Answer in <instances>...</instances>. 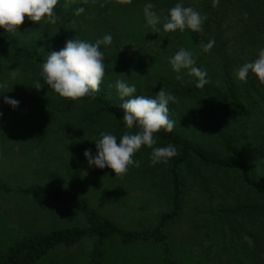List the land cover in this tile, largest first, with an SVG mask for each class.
Masks as SVG:
<instances>
[{
  "label": "rangeland",
  "instance_id": "374dc122",
  "mask_svg": "<svg viewBox=\"0 0 264 264\" xmlns=\"http://www.w3.org/2000/svg\"><path fill=\"white\" fill-rule=\"evenodd\" d=\"M260 1L242 0L230 7L226 4L225 18L218 27L211 25L204 29L202 26L200 32H194L197 41L191 38L189 29L163 30L169 10L182 3L206 17L210 11L219 9L222 0L216 7L213 0H131V4L118 0H87L86 3L59 0L54 10L59 18L55 24L46 23V18L39 24L33 23L25 17L16 33L0 29V84H8L7 88L0 87L3 114L0 116V182L13 189L0 191V250H6L24 235L87 226L74 206H47L39 198L21 193V189L35 185L82 196L122 230L153 229L172 208L169 165L177 155L167 163L153 166L152 149L142 146L133 157L134 161H140V166H130L122 179L115 178V173L107 167H90L83 153L91 149L93 156L96 155L95 141L101 138L100 133L115 135L119 142L127 129L117 119L98 114L100 107L96 104L61 98L45 84L38 60L45 61L49 52L59 51L67 40L77 38L94 43L110 34L111 44L101 45L106 72L96 95L123 110L121 105L130 98L120 99L115 86L117 80L135 84L136 95L147 97H155L163 88L175 97L174 102H169L170 107L185 109L190 117L188 126L203 120L211 123L216 104L220 108L229 107L231 111L222 123L223 135L227 138L237 135L240 138L237 148L251 155L252 147L246 141L252 135L254 138L264 134V106L261 105L263 112L258 117L260 125H256L248 116L246 101L238 108L230 107L220 96L212 102L197 91L185 99L178 98V90L195 88L198 78L181 70L179 75L183 80H177L178 74L169 60L183 48L193 52L194 66L205 70L206 79L217 85V89L225 67L231 81H237L236 69L257 59L259 51L264 49V0ZM147 3L153 4L152 10L160 18L159 33H154L146 23L143 8ZM79 7L85 11L76 15ZM63 34L67 38L65 42ZM213 39L214 46L205 52L204 46ZM16 48L31 51L35 59L17 53ZM13 70L19 73L15 79L10 75ZM37 81L42 86L39 90L33 87ZM5 96L19 101V105L13 108L4 103ZM169 117L177 126L176 117ZM259 127L262 131H258ZM137 131L133 127L132 132ZM154 137L157 140L154 147L168 146ZM185 138L191 140L189 135ZM217 138H211L215 156L237 161L221 149ZM181 182L180 213L163 229L172 261L176 264H264V242L257 247L250 236L260 230L256 214L251 215L252 220L241 216L249 213L242 212L243 208L259 205L258 195L245 186L240 172H224L194 162L181 174ZM94 242V238L85 237L72 247H57L35 264H94ZM101 249L102 256L95 264H162L165 256L162 243L122 244L119 237L108 239Z\"/></svg>",
  "mask_w": 264,
  "mask_h": 264
},
{
  "label": "trees",
  "instance_id": "16d2710c",
  "mask_svg": "<svg viewBox=\"0 0 264 264\" xmlns=\"http://www.w3.org/2000/svg\"><path fill=\"white\" fill-rule=\"evenodd\" d=\"M232 1V2H231ZM242 0H222L218 8L213 12H209L202 26L209 28V26L218 27V24L225 18L224 12L227 5L238 4ZM260 1V0H253ZM256 2V7H258ZM261 2V1H260ZM262 3V2H261ZM223 5V10L220 12V5ZM227 4V5H226ZM259 25V24H258ZM192 39L197 41L196 34L190 33ZM63 41L67 40L65 34L62 36ZM190 38V39H191ZM19 54H25L29 58H34L35 55L24 48H16ZM45 61L38 60L42 67ZM209 81V80H208ZM217 85H213L209 81L202 88H182L179 89L178 98H186L193 96L196 91L208 97L212 102L216 97H221L222 100L228 102L230 107H239L240 103L246 101L248 116L252 119L253 123L260 125L259 115L262 114V106H264V85H259L256 78L251 74L247 82L231 81L228 70L225 67L222 73V79H219L218 89ZM79 101L85 103L96 104L100 107L97 111L98 114H104L120 121L123 126L122 120L124 111L116 107L113 103L103 100L99 95L85 96ZM169 107V116H175L178 120V125L174 127L172 132H166L163 129L154 136L167 145H173L178 151L176 158L170 163L169 173L170 182L172 183L171 194V210L169 213L163 215L157 225L150 230H122L112 220L100 215L95 208L79 195H75L64 189H56L49 186H31L26 189H21L24 195L35 196L40 199L42 203L47 206L53 205H72L86 220V227H72V228H57L47 233L24 235L19 238L14 244L6 250H0V264H35L41 258L46 256L49 252L57 247H72L79 243L85 237L94 238V249L92 251V262L99 263L102 256V245L105 241L112 237H119L122 244H129L133 242H157L165 246V256L162 264H176L170 259L169 249L166 246V235L163 229L179 215L180 207L183 198V190H181V174L187 171L194 162L201 165L222 170L224 172H240L241 180L251 191L258 195L259 205L257 207H250L249 213H243L242 217H250L255 212L257 221L259 222V232L250 234L255 245L260 246L264 242V134L251 137L246 143L252 147V154H246L240 151L237 147L240 138L237 135L229 136L228 138L223 135L225 117L230 113L231 109L214 107V117L211 123L208 121H201L197 124L188 126L190 117L187 115L185 109H175L174 105ZM45 109V107H43ZM210 108V107H209ZM48 116V112H45ZM221 117V118H220ZM221 124V125H220ZM187 126V129L186 127ZM135 127V126H134ZM240 127V126H239ZM260 128V127H259ZM237 130V128H236ZM258 131H262L260 128ZM239 134V130L237 132ZM189 135L191 140H185V136ZM218 137L221 149L223 148L227 154L236 157L237 161L229 162L225 159H219L215 156V145L211 144V138ZM224 137V140L223 138ZM222 139V141L220 139ZM242 145V144H241ZM261 152H258V149ZM262 153V154H261ZM261 160V162H259ZM13 190L7 185L0 182V191L8 192ZM231 225V222L229 223ZM232 228V227H231ZM256 247V246H255ZM256 264V263H254ZM258 264V263H257Z\"/></svg>",
  "mask_w": 264,
  "mask_h": 264
},
{
  "label": "clouds",
  "instance_id": "9594fccd",
  "mask_svg": "<svg viewBox=\"0 0 264 264\" xmlns=\"http://www.w3.org/2000/svg\"><path fill=\"white\" fill-rule=\"evenodd\" d=\"M84 2L86 3L87 0ZM118 2L131 4V0H118ZM58 3L59 0H0V29H4L8 33H16L23 25L25 17L33 23L39 24L46 18V23L55 24L59 19L54 11ZM218 3L219 0H213V7L218 6ZM64 7L67 9L69 3L66 2ZM153 7L151 3L145 4L143 13L147 25L154 33H159L161 29L157 25L160 23V18L152 10ZM84 11L83 7H79L76 9V15H80ZM205 19L207 18L201 16L194 8L184 7L182 3H177L169 10L163 30L165 32H175L176 30L183 32L185 29H189L198 33L201 31ZM112 39L110 34L94 43L74 38L67 40L59 51L49 52L40 72L45 84L61 98L71 101H79L85 96H93L100 92L106 72L105 55L101 50V45H110ZM214 43V39L210 40L204 46V51H210ZM169 63L173 71L178 74L177 80H183V76L179 73L181 70H187L188 76L198 78L197 88H202L209 83L206 79V71L194 66L196 60L193 52L181 48L170 58ZM18 74L15 70L10 73L13 79ZM249 74L256 78L259 85H264V49L259 51L257 59L244 63L235 71L236 78L245 83ZM115 86L120 99L130 98L121 105L124 111L122 120L127 131L121 136L119 142L115 135L101 132V138L95 141L96 155L93 156L91 149H87L83 153L88 165L99 169L107 167L115 173V178L122 179L128 173L130 166H140V161H134L133 157L142 146L152 149L150 162L153 166L157 163H167L178 155V151L173 145L154 147L157 144L155 133L162 129L170 133L176 126L177 122L169 117L168 107L170 101H175V97L166 93L163 88L155 97L136 95L135 84L129 85L124 80H117ZM0 87L7 88L8 84H0ZM33 87L37 90L42 88L39 81ZM4 103L13 108L19 105V101L7 96L4 97ZM2 115L0 112V116ZM134 126L139 131L133 133Z\"/></svg>",
  "mask_w": 264,
  "mask_h": 264
}]
</instances>
